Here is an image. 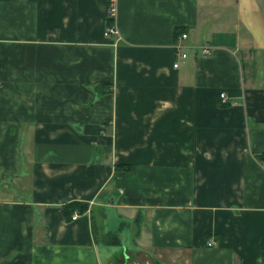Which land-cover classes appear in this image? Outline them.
I'll return each mask as SVG.
<instances>
[{
	"label": "crops",
	"instance_id": "1",
	"mask_svg": "<svg viewBox=\"0 0 264 264\" xmlns=\"http://www.w3.org/2000/svg\"><path fill=\"white\" fill-rule=\"evenodd\" d=\"M107 2L0 0V264H264L241 1L116 0L105 37ZM181 34L211 56L174 69Z\"/></svg>",
	"mask_w": 264,
	"mask_h": 264
},
{
	"label": "rangeland",
	"instance_id": "2",
	"mask_svg": "<svg viewBox=\"0 0 264 264\" xmlns=\"http://www.w3.org/2000/svg\"><path fill=\"white\" fill-rule=\"evenodd\" d=\"M238 1V0H236ZM239 4H229L224 8V14L233 24H230L231 33L240 36V44L244 46V35L250 34L254 50L259 53L251 63L252 74L258 77L260 72L264 77V0H240ZM235 2V0H233ZM236 26V27H235ZM238 27V28H237ZM244 49V48H243ZM248 70L247 72H249Z\"/></svg>",
	"mask_w": 264,
	"mask_h": 264
},
{
	"label": "built area",
	"instance_id": "3",
	"mask_svg": "<svg viewBox=\"0 0 264 264\" xmlns=\"http://www.w3.org/2000/svg\"><path fill=\"white\" fill-rule=\"evenodd\" d=\"M116 0H108L107 2V28L105 30L104 36L107 37L109 35H118V31L114 26V17L116 14ZM187 40L186 34H181L178 37V43L175 45V61L173 63V68L178 69L182 63H184L189 55H193L195 58H207L210 57L213 52V47L208 44H194V45H185V41ZM220 98L223 99L224 95L221 94ZM76 217H73L72 220H75ZM213 243H207L208 247H211Z\"/></svg>",
	"mask_w": 264,
	"mask_h": 264
},
{
	"label": "trees",
	"instance_id": "4",
	"mask_svg": "<svg viewBox=\"0 0 264 264\" xmlns=\"http://www.w3.org/2000/svg\"><path fill=\"white\" fill-rule=\"evenodd\" d=\"M109 23H107L108 25ZM258 157V156H257ZM260 157V156H259ZM258 159V158H257ZM259 160V159H258ZM260 161V160H259ZM87 205L80 204V203H70L66 206H64V213L66 215L72 213L75 209L78 210V212H84L86 210Z\"/></svg>",
	"mask_w": 264,
	"mask_h": 264
}]
</instances>
